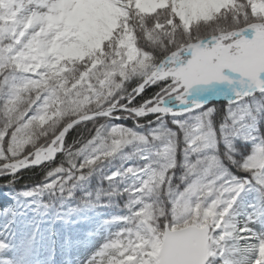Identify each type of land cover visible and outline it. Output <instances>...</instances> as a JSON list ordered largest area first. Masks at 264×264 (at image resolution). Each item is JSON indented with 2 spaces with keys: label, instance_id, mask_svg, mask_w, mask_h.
Wrapping results in <instances>:
<instances>
[{
  "label": "snow or ice",
  "instance_id": "obj_1",
  "mask_svg": "<svg viewBox=\"0 0 264 264\" xmlns=\"http://www.w3.org/2000/svg\"><path fill=\"white\" fill-rule=\"evenodd\" d=\"M262 121L264 0H0V177L47 170L8 193L0 264H56L28 209L108 210L84 264H264Z\"/></svg>",
  "mask_w": 264,
  "mask_h": 264
},
{
  "label": "rangeland",
  "instance_id": "obj_2",
  "mask_svg": "<svg viewBox=\"0 0 264 264\" xmlns=\"http://www.w3.org/2000/svg\"><path fill=\"white\" fill-rule=\"evenodd\" d=\"M109 167V165H105ZM111 167L115 168L114 160L111 162ZM10 197V196H9ZM5 194L0 190V199H8ZM11 204L5 208L13 205V201L9 198ZM34 207V206H33ZM65 206V211L67 210ZM115 211V209H112ZM108 210L99 209L97 212H83L79 215L70 217V223L64 224L63 222H53L54 210L50 211L47 215L36 216L31 209L26 210V214L20 218V223L17 227V239L19 240L23 235L30 233L32 227L38 226L41 233L47 237L48 233L55 232V257L56 264H84L86 258L95 250V248L103 242V234L96 235L89 239L88 233H95L99 227L101 219H106ZM99 213V214H97ZM3 218L0 217V230H2ZM25 225H28L27 227ZM98 238V241H96ZM69 241L70 248H65V241ZM92 240V242H91ZM91 243V247L89 245Z\"/></svg>",
  "mask_w": 264,
  "mask_h": 264
},
{
  "label": "trees",
  "instance_id": "obj_3",
  "mask_svg": "<svg viewBox=\"0 0 264 264\" xmlns=\"http://www.w3.org/2000/svg\"><path fill=\"white\" fill-rule=\"evenodd\" d=\"M214 107H216L218 110H220L221 112H226L227 109V105L225 103H216L213 105ZM220 121H217V127L219 126ZM118 124H122L125 127H133V123L129 120V121H117ZM261 126L262 128H264V121L261 122ZM77 136V133L75 131H73L71 133V136L68 137V143H71V140L73 137ZM61 156L60 154H57V158L52 162V166H59L60 164V160H61ZM121 160L120 159H116V162L119 163ZM46 169L43 168V166L37 167V168H33L32 170H23L21 173H18V181L16 182L14 189L12 188H7L11 190H24L25 188H31V187H35L40 185L42 182H44V177L46 175ZM0 183L3 184V186L7 183V180L5 178L1 179ZM98 186V180H97V176L94 174L92 179H91V184L89 185V187L91 189H95ZM106 187V185H104ZM88 188L84 189V191H87ZM82 192L81 191H77L75 194V199L73 200V202H78L80 197L82 196ZM45 202H49V198L46 195L44 198ZM121 205L123 203V201H120Z\"/></svg>",
  "mask_w": 264,
  "mask_h": 264
},
{
  "label": "bare ground",
  "instance_id": "obj_4",
  "mask_svg": "<svg viewBox=\"0 0 264 264\" xmlns=\"http://www.w3.org/2000/svg\"><path fill=\"white\" fill-rule=\"evenodd\" d=\"M217 96H213V98H216Z\"/></svg>",
  "mask_w": 264,
  "mask_h": 264
}]
</instances>
